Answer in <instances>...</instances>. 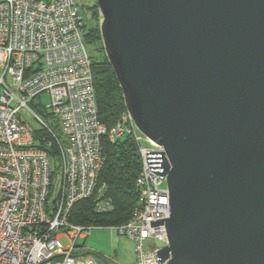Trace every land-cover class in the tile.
<instances>
[{
  "label": "water",
  "instance_id": "obj_1",
  "mask_svg": "<svg viewBox=\"0 0 264 264\" xmlns=\"http://www.w3.org/2000/svg\"><path fill=\"white\" fill-rule=\"evenodd\" d=\"M97 5L128 112L164 149L158 264H264V0Z\"/></svg>",
  "mask_w": 264,
  "mask_h": 264
},
{
  "label": "built area",
  "instance_id": "obj_2",
  "mask_svg": "<svg viewBox=\"0 0 264 264\" xmlns=\"http://www.w3.org/2000/svg\"><path fill=\"white\" fill-rule=\"evenodd\" d=\"M83 26L77 0H0V264H98L78 245L94 225L70 216L78 201L96 194L98 212L114 209L106 185L97 184L105 135L115 141L132 133L149 143L140 146L138 204L126 223L111 228L136 242L137 264H158L157 251L169 244L165 224L151 226L170 214L166 178L147 160V151L164 149L129 113L110 128L99 122ZM32 120L55 136L56 158L35 145Z\"/></svg>",
  "mask_w": 264,
  "mask_h": 264
},
{
  "label": "trees",
  "instance_id": "obj_3",
  "mask_svg": "<svg viewBox=\"0 0 264 264\" xmlns=\"http://www.w3.org/2000/svg\"><path fill=\"white\" fill-rule=\"evenodd\" d=\"M92 14L95 15L94 18L98 22L88 27V19L84 15V42L93 61L92 70L98 120L110 128L121 119L123 114L129 112L119 80L106 55L101 33V15L97 2L93 6ZM92 45L94 48L91 47ZM51 128L55 132L58 131V123L51 122ZM34 133L35 145L48 150L56 158L58 146L52 132L45 127H40L35 129ZM102 144L105 159L97 184L98 187L106 185L105 196L111 199L114 209L108 212H98L95 209L97 194L93 195L74 205L70 216V221L73 223L120 226L130 219L138 204L140 187L137 185V178L143 168L140 153L141 141L137 139L136 135L128 133L115 141H111L108 135H105L102 138Z\"/></svg>",
  "mask_w": 264,
  "mask_h": 264
},
{
  "label": "rangeland",
  "instance_id": "obj_4",
  "mask_svg": "<svg viewBox=\"0 0 264 264\" xmlns=\"http://www.w3.org/2000/svg\"><path fill=\"white\" fill-rule=\"evenodd\" d=\"M80 3L81 10L87 17V26L95 25L98 20L92 14L93 6L97 0H77ZM101 15V13H100ZM102 22V15L100 16ZM100 44V43H99ZM104 44V43H103ZM94 48V46H91ZM98 53V52H96ZM3 75V70L0 68V76ZM41 101L44 105L50 103V95L43 93ZM52 122V120L49 119ZM53 123V122H52ZM35 129L40 128V124L32 120ZM142 145H149L146 138L143 137ZM65 242V239H63ZM78 245L85 252H89L95 257L98 264H105V260H114L118 264H137V245L136 242L130 237L123 235L116 228L109 226H94L90 234L86 238H79ZM105 258V260H104Z\"/></svg>",
  "mask_w": 264,
  "mask_h": 264
},
{
  "label": "flooded vegetation",
  "instance_id": "obj_5",
  "mask_svg": "<svg viewBox=\"0 0 264 264\" xmlns=\"http://www.w3.org/2000/svg\"><path fill=\"white\" fill-rule=\"evenodd\" d=\"M105 264H118L117 262H115L114 260H110V259H107L105 260Z\"/></svg>",
  "mask_w": 264,
  "mask_h": 264
}]
</instances>
